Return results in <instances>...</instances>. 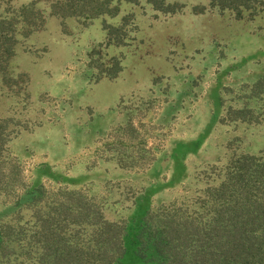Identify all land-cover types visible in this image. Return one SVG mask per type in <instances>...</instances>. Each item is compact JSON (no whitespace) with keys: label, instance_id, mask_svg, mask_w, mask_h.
I'll list each match as a JSON object with an SVG mask.
<instances>
[{"label":"rangeland","instance_id":"374dc122","mask_svg":"<svg viewBox=\"0 0 264 264\" xmlns=\"http://www.w3.org/2000/svg\"><path fill=\"white\" fill-rule=\"evenodd\" d=\"M178 1L181 11L166 16L133 6L136 29L123 46H97L100 19L50 16L15 45L8 71L17 83L0 79V116L18 122L8 148L29 181L81 188L133 228L145 209L192 195L210 166L264 149V102L253 104L255 122L220 120L240 105L239 85L264 75V14H194L199 0ZM93 48L101 61L119 57L115 78L94 81ZM128 120L154 156L143 169L118 167L103 149Z\"/></svg>","mask_w":264,"mask_h":264},{"label":"trees","instance_id":"16d2710c","mask_svg":"<svg viewBox=\"0 0 264 264\" xmlns=\"http://www.w3.org/2000/svg\"><path fill=\"white\" fill-rule=\"evenodd\" d=\"M138 5L153 16L184 7L178 0H0L1 81L17 83L8 71L14 47L46 16L61 24L100 19L104 41L97 46L103 50L128 43L136 29L131 9ZM189 9L253 19L264 14V0H199ZM97 58L103 55L93 48L88 65L94 81L115 78L122 69L116 55ZM236 96L240 105L226 106L220 120L255 122L264 75L240 84ZM17 126L0 116V264H125L127 257L130 264H264V149L210 166L212 178L198 177L192 195L145 209L132 228L131 220L108 218L97 197L81 188L29 181L8 148ZM107 138L103 149L118 167L143 169L154 160L131 120ZM131 149L140 151L132 155Z\"/></svg>","mask_w":264,"mask_h":264}]
</instances>
